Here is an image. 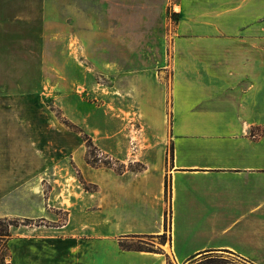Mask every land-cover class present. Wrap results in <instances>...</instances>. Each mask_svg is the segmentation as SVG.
<instances>
[{
	"label": "crops",
	"instance_id": "obj_1",
	"mask_svg": "<svg viewBox=\"0 0 264 264\" xmlns=\"http://www.w3.org/2000/svg\"><path fill=\"white\" fill-rule=\"evenodd\" d=\"M67 10L71 52L117 82L120 119L143 128L142 167L103 179L101 233L71 216L68 236L11 246L13 264H264V0H0V29ZM165 180L169 244L120 247L116 233H162Z\"/></svg>",
	"mask_w": 264,
	"mask_h": 264
},
{
	"label": "rangeland",
	"instance_id": "obj_2",
	"mask_svg": "<svg viewBox=\"0 0 264 264\" xmlns=\"http://www.w3.org/2000/svg\"><path fill=\"white\" fill-rule=\"evenodd\" d=\"M68 15L54 11L41 21L46 25L0 29V229L8 221L17 224L0 234L5 264H13L15 243L37 241L42 234L68 236L71 216L75 221L88 213L82 220L95 235L101 233L103 179L142 167L133 160L139 141L134 133L143 128L120 119L117 82L71 52L76 44L70 41ZM169 199L168 185L162 233H116L119 246L155 252L167 246ZM168 263L250 264L227 252Z\"/></svg>",
	"mask_w": 264,
	"mask_h": 264
},
{
	"label": "trees",
	"instance_id": "obj_3",
	"mask_svg": "<svg viewBox=\"0 0 264 264\" xmlns=\"http://www.w3.org/2000/svg\"><path fill=\"white\" fill-rule=\"evenodd\" d=\"M172 18L173 19H175V17L172 15ZM167 186H168V183L166 182V180H165V191H166V189H167ZM10 224H12V225H17L16 223H14V222H11V221H8L7 223H6V229H0V234H8V230H7V228L9 227V225ZM200 253H203V252H200ZM199 253V254H200ZM0 264H5L4 262H3V260L2 259H0ZM168 264H170V263H168Z\"/></svg>",
	"mask_w": 264,
	"mask_h": 264
}]
</instances>
